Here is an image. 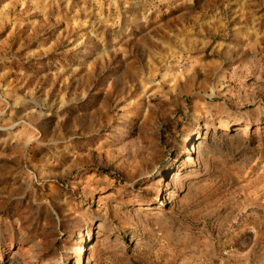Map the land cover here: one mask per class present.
I'll use <instances>...</instances> for the list:
<instances>
[{
    "label": "rangeland",
    "instance_id": "rangeland-1",
    "mask_svg": "<svg viewBox=\"0 0 264 264\" xmlns=\"http://www.w3.org/2000/svg\"><path fill=\"white\" fill-rule=\"evenodd\" d=\"M0 264H264V0H0Z\"/></svg>",
    "mask_w": 264,
    "mask_h": 264
}]
</instances>
